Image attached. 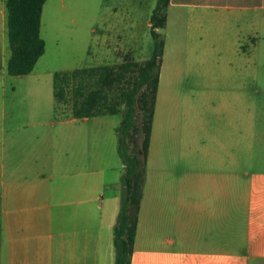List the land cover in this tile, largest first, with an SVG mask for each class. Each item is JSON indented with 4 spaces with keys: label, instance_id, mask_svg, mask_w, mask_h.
I'll list each match as a JSON object with an SVG mask.
<instances>
[{
    "label": "crops",
    "instance_id": "1",
    "mask_svg": "<svg viewBox=\"0 0 264 264\" xmlns=\"http://www.w3.org/2000/svg\"><path fill=\"white\" fill-rule=\"evenodd\" d=\"M7 16L0 0V264H115L119 126L101 143L84 123L102 116L36 123L7 110ZM116 18L112 44L99 46L119 54L132 46L134 23L120 30ZM174 21L191 30L189 54L202 35L210 68L228 77L208 79L203 96L165 98L162 61L130 264H264V0H171L166 28ZM224 53L233 55L214 56ZM254 53L249 94L241 75ZM45 54L25 77L37 79Z\"/></svg>",
    "mask_w": 264,
    "mask_h": 264
},
{
    "label": "rangeland",
    "instance_id": "2",
    "mask_svg": "<svg viewBox=\"0 0 264 264\" xmlns=\"http://www.w3.org/2000/svg\"><path fill=\"white\" fill-rule=\"evenodd\" d=\"M157 2L158 0H48L41 27V37L47 47L36 74L32 76L37 79L31 81V78L25 76H10L5 71L7 110L14 109L26 115L32 114L34 119L31 120H35L36 123L53 121L56 116L53 90L55 73L121 64L126 60L144 62L150 59L154 50L150 19ZM115 16L119 18L120 30L129 19L134 23L132 46L130 50L119 54H114L113 47L99 46L100 41L103 44L106 42L112 44L113 40L107 36V31L111 18ZM96 29L99 31L94 34L93 30ZM159 32L165 45L161 78L165 98L187 99L193 95L203 96L206 91L208 92L206 84L208 79L228 77L218 67L215 70L210 68L208 63L210 55L207 51L209 44L206 43L207 38L202 35L195 40L198 51L193 57L189 54L187 44L190 43L191 30L189 31L186 22L174 21L168 28L165 27ZM205 32L206 29L201 31L202 34ZM232 55L224 53L214 56L222 58ZM244 63L245 70L241 75L244 78V92L254 94L255 85L254 87L252 85L255 83V76L252 77L246 68L250 66L255 69V53L245 55ZM147 91L146 87L143 88L137 98L133 139L138 146H141L144 139L147 117L140 100L141 95ZM184 108L188 109L187 103ZM69 113V107L60 106L61 118ZM28 119V116L19 118L20 121ZM121 121V115L102 116L92 123H84V130L87 133L92 128L99 135L100 142L104 143L108 135L114 133V126H120ZM88 136H91V132ZM102 153L103 150L100 154Z\"/></svg>",
    "mask_w": 264,
    "mask_h": 264
},
{
    "label": "trees",
    "instance_id": "3",
    "mask_svg": "<svg viewBox=\"0 0 264 264\" xmlns=\"http://www.w3.org/2000/svg\"><path fill=\"white\" fill-rule=\"evenodd\" d=\"M47 1L6 0L11 49L7 73L10 76L29 75L45 54L46 42L41 37V27ZM170 1L158 0L151 16L154 50L150 59L57 72L53 77L57 118L60 117V106L70 108L66 118L122 116L116 130L124 172L121 177L120 210L114 228L115 264H130L134 251L165 48L159 31L167 25ZM145 87L148 91L141 95L140 102L147 117L144 139L138 146L133 139L135 111L137 98Z\"/></svg>",
    "mask_w": 264,
    "mask_h": 264
}]
</instances>
